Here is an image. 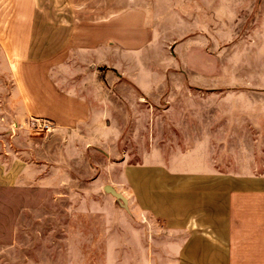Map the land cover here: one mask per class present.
<instances>
[{"label":"rangeland","instance_id":"374dc122","mask_svg":"<svg viewBox=\"0 0 264 264\" xmlns=\"http://www.w3.org/2000/svg\"><path fill=\"white\" fill-rule=\"evenodd\" d=\"M51 76L88 122L17 129L0 47V159L27 161L0 188V264H177L186 235L133 202L127 169L264 176V0H154L145 45L76 53Z\"/></svg>","mask_w":264,"mask_h":264},{"label":"crops","instance_id":"0c3cea01","mask_svg":"<svg viewBox=\"0 0 264 264\" xmlns=\"http://www.w3.org/2000/svg\"><path fill=\"white\" fill-rule=\"evenodd\" d=\"M153 23L154 0H0L13 117L48 119L58 129L87 123L88 100L51 72L76 53L138 49ZM26 167L21 154H2L0 188L15 186ZM126 173L133 202L186 235L177 264H264V176L149 164Z\"/></svg>","mask_w":264,"mask_h":264},{"label":"built area","instance_id":"2783aa9c","mask_svg":"<svg viewBox=\"0 0 264 264\" xmlns=\"http://www.w3.org/2000/svg\"><path fill=\"white\" fill-rule=\"evenodd\" d=\"M16 128H24V130L28 131L30 134L42 135L54 130L56 128V125L48 119L30 118L25 120L21 126Z\"/></svg>","mask_w":264,"mask_h":264},{"label":"water","instance_id":"95a60500","mask_svg":"<svg viewBox=\"0 0 264 264\" xmlns=\"http://www.w3.org/2000/svg\"><path fill=\"white\" fill-rule=\"evenodd\" d=\"M105 191L113 195L114 197L120 199L123 202V205L125 206L128 202L127 198L120 192H117L112 186L107 185L105 187Z\"/></svg>","mask_w":264,"mask_h":264}]
</instances>
